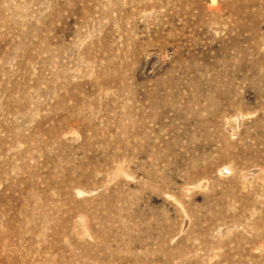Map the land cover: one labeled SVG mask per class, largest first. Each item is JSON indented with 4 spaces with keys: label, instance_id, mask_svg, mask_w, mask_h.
Masks as SVG:
<instances>
[{
    "label": "rangeland",
    "instance_id": "obj_1",
    "mask_svg": "<svg viewBox=\"0 0 264 264\" xmlns=\"http://www.w3.org/2000/svg\"><path fill=\"white\" fill-rule=\"evenodd\" d=\"M0 264H264V0H0Z\"/></svg>",
    "mask_w": 264,
    "mask_h": 264
}]
</instances>
